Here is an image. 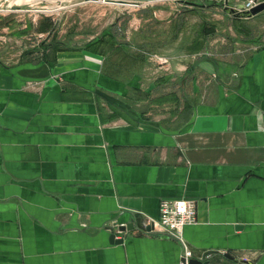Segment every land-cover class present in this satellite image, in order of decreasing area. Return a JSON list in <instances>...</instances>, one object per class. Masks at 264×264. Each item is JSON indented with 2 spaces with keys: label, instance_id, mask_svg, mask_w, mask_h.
Segmentation results:
<instances>
[{
  "label": "crops",
  "instance_id": "crops-1",
  "mask_svg": "<svg viewBox=\"0 0 264 264\" xmlns=\"http://www.w3.org/2000/svg\"><path fill=\"white\" fill-rule=\"evenodd\" d=\"M106 65L87 47L0 63V264H180L153 223L180 199L196 205L195 259L264 264V45L183 96L186 116L144 118L128 100L142 77Z\"/></svg>",
  "mask_w": 264,
  "mask_h": 264
},
{
  "label": "rangeland",
  "instance_id": "rangeland-1",
  "mask_svg": "<svg viewBox=\"0 0 264 264\" xmlns=\"http://www.w3.org/2000/svg\"><path fill=\"white\" fill-rule=\"evenodd\" d=\"M12 1L0 0V17H6L17 30L37 25L42 17H53L59 23L57 41L71 50L86 48L113 23H119L120 34L126 26L124 35L135 45L132 52H138L143 46L147 55V62L140 63L135 73L142 77L144 91L154 89L153 97L172 92L194 97L197 90L216 81L218 76L230 81V74L238 72L249 55L264 45V10L252 18L236 17L224 10L246 0L170 1L145 7L85 0H40L19 5V11L12 10L11 6H17L10 5ZM193 9H197V13ZM178 25L181 32L175 38ZM204 25L214 27L207 38L202 34ZM30 29L22 37L9 27L0 29L1 64L41 62L42 53L35 51L48 34ZM152 56L169 61L161 64ZM183 73L187 85H178ZM167 77L171 79L168 82L164 80ZM152 83L160 84L150 85ZM134 105L138 110L149 108L146 101Z\"/></svg>",
  "mask_w": 264,
  "mask_h": 264
},
{
  "label": "trees",
  "instance_id": "trees-1",
  "mask_svg": "<svg viewBox=\"0 0 264 264\" xmlns=\"http://www.w3.org/2000/svg\"><path fill=\"white\" fill-rule=\"evenodd\" d=\"M193 12L197 13V9H193ZM206 24L209 23L206 22ZM118 25L119 23H113L109 30H107V32L92 40L88 44L87 49L92 51L93 53L100 54L105 58L107 71L111 75H113L115 78L128 80L134 76L135 68L140 63L142 64L147 62V55L142 49L143 46H140L142 47L141 49L138 48V52H132V47L135 45H133L130 41H127L126 35H124L126 26L123 27L124 33L120 34L119 29H121V27H119ZM181 25H178L177 27L175 38H177L181 32ZM5 27H9L12 30L14 29V31L18 33L17 36L19 37L26 35L31 30L30 28H34L36 32L39 33H47V39L43 41L39 45L40 47L35 51L36 53H42L41 62H50L56 59V55L59 52L71 50L64 45H61V42L57 41V27L56 21L53 19V17H42L37 25L34 26V24H31L30 27L19 30H17L16 25H12V23L8 21L6 17H0V29H3ZM54 28L55 31L51 36H49ZM213 31L214 27L212 26L204 25L202 27V34L206 38L211 34V32L213 33ZM153 91L154 89L144 91L140 87H134L132 89V94L128 95V100L130 102H148V110L142 112L144 118L149 119L155 115L167 113H170L171 115L184 113V115L186 116L192 112L193 103H189L188 101H185L183 109L181 108L183 97L178 93L172 92L160 95L158 97H153Z\"/></svg>",
  "mask_w": 264,
  "mask_h": 264
},
{
  "label": "built area",
  "instance_id": "built-area-1",
  "mask_svg": "<svg viewBox=\"0 0 264 264\" xmlns=\"http://www.w3.org/2000/svg\"><path fill=\"white\" fill-rule=\"evenodd\" d=\"M264 0H246L234 8L237 12L250 11ZM155 61L161 64L168 63L167 58L152 56ZM198 222L197 209L195 203L180 200H164L160 205V217L158 221H153L155 229L177 240L182 247L180 264H190L195 259L194 253L184 238V230L187 226L195 225ZM201 260V259H199ZM202 264H220L213 263L206 259Z\"/></svg>",
  "mask_w": 264,
  "mask_h": 264
},
{
  "label": "water",
  "instance_id": "water-1",
  "mask_svg": "<svg viewBox=\"0 0 264 264\" xmlns=\"http://www.w3.org/2000/svg\"><path fill=\"white\" fill-rule=\"evenodd\" d=\"M88 3L94 2H104V3H108L111 5H118V6H132V7H145L151 4H156V3H161V2H170V1H187V0H85ZM13 11H19L20 7H12ZM264 10V2L259 3L258 5H256L254 8H252L250 11H244V12H237L234 8H229L226 7L225 8V12L228 14H231L233 16L236 17H244V18H252L256 15H258L260 12H262ZM58 21L56 22V27L58 26ZM55 31V28L53 29V31L49 34V36H51L53 34V32ZM134 229V224H128L126 226H122L119 227V231L120 232H125V231H131ZM111 232L110 235V242L111 244H121L124 242V239H117L116 238V230L114 228H110L109 229ZM149 230V229H147ZM227 257L230 258V256L226 255ZM207 254H205L201 260L199 259H192L190 261V264H202L204 260H206Z\"/></svg>",
  "mask_w": 264,
  "mask_h": 264
},
{
  "label": "bare ground",
  "instance_id": "bare-ground-1",
  "mask_svg": "<svg viewBox=\"0 0 264 264\" xmlns=\"http://www.w3.org/2000/svg\"><path fill=\"white\" fill-rule=\"evenodd\" d=\"M38 1H40V0H14L10 3V5H17L15 7H20L19 5H25L28 3L38 2ZM30 5H32V4H30ZM11 7H14V6H11Z\"/></svg>",
  "mask_w": 264,
  "mask_h": 264
}]
</instances>
